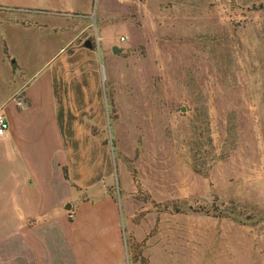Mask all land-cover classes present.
<instances>
[{"label":"rangeland","instance_id":"374dc122","mask_svg":"<svg viewBox=\"0 0 264 264\" xmlns=\"http://www.w3.org/2000/svg\"><path fill=\"white\" fill-rule=\"evenodd\" d=\"M81 20L52 82L122 264H264V0H97Z\"/></svg>","mask_w":264,"mask_h":264},{"label":"crops","instance_id":"0c3cea01","mask_svg":"<svg viewBox=\"0 0 264 264\" xmlns=\"http://www.w3.org/2000/svg\"><path fill=\"white\" fill-rule=\"evenodd\" d=\"M96 1L0 0V264H122L113 203H92L70 177L69 120L52 82Z\"/></svg>","mask_w":264,"mask_h":264},{"label":"built area","instance_id":"2783aa9c","mask_svg":"<svg viewBox=\"0 0 264 264\" xmlns=\"http://www.w3.org/2000/svg\"><path fill=\"white\" fill-rule=\"evenodd\" d=\"M7 128L8 124L6 122V118L0 111V137L5 135Z\"/></svg>","mask_w":264,"mask_h":264},{"label":"water","instance_id":"95a60500","mask_svg":"<svg viewBox=\"0 0 264 264\" xmlns=\"http://www.w3.org/2000/svg\"><path fill=\"white\" fill-rule=\"evenodd\" d=\"M84 46H87L86 42L84 43Z\"/></svg>","mask_w":264,"mask_h":264}]
</instances>
